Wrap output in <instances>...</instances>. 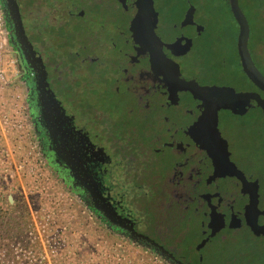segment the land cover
Here are the masks:
<instances>
[{"label":"rangeland","instance_id":"1","mask_svg":"<svg viewBox=\"0 0 264 264\" xmlns=\"http://www.w3.org/2000/svg\"><path fill=\"white\" fill-rule=\"evenodd\" d=\"M112 1L77 0L74 14L61 11V20L73 39L96 40L100 44L109 39L117 42L116 34L123 31L92 13L94 8L108 9ZM142 1L146 0H132L131 5L141 6ZM139 22L143 29V20ZM133 46L132 55L123 65H128L142 50L136 47L138 44ZM99 53L100 58H116L113 51ZM232 62L237 64L235 55ZM180 66L184 71V65ZM237 75L238 82H228L226 87L223 82L226 95L219 107L242 115L247 108H254L255 114L247 117L248 128L239 127V120L245 117L224 116L211 121V117L204 116L210 119L209 124L200 125L194 110L184 116L179 129L169 131L164 124L167 113L159 110L145 122L148 125L144 130L148 138L155 139L160 156L169 152L166 134L183 136L189 163L195 169L200 161H207L206 177L219 183L228 195L240 188L238 181L232 185V179L241 171L231 163L223 166L219 155L241 148L249 163L258 164L262 157L261 146H256L253 139L264 122V94L241 71ZM158 82L147 70L135 65L128 76L122 75L107 85L97 77L92 91L102 112L113 122L110 125L122 123L128 126L125 131L133 134L138 131L141 116L149 117L147 111L152 109V105L144 107L145 91ZM32 87L33 76L4 25L0 33V264H171L150 247L114 232L65 182L46 154L44 137L32 110ZM241 93L249 95L246 102L240 98ZM209 132L218 136V144L207 154L198 144Z\"/></svg>","mask_w":264,"mask_h":264},{"label":"flooded vegetation","instance_id":"2","mask_svg":"<svg viewBox=\"0 0 264 264\" xmlns=\"http://www.w3.org/2000/svg\"><path fill=\"white\" fill-rule=\"evenodd\" d=\"M76 3L77 0L68 3L66 0H0V10L5 28L9 30L12 42L33 76L32 110L44 137L46 154L51 164L70 188L114 232L122 233L157 252L139 237L145 236L144 233L150 228L146 216L150 215L149 202L158 195L154 188H158V193L161 188L159 170L162 163H167L168 159L172 158L181 164L188 163L194 172L201 174L204 183L200 205L202 214H208L217 208L224 199L238 193L239 188L228 195L219 183L207 178L204 173L207 161H200L194 169L189 163L190 156L184 149V137L179 133L165 135L169 152L160 156L159 150L154 146L155 139L148 138L144 132L148 125L145 122L153 119L159 110L167 113L164 124L169 131L179 129L184 116L188 117L194 110L197 111L198 124H209V119L206 123L201 122L205 117L193 99L176 93L179 104L167 106V96L162 92L168 83L186 84L195 79L193 68H184L183 71L179 61L156 49L143 46H136L142 49L140 53L134 59L131 58L127 62L128 65H123L124 60L133 53V44L137 45L128 40L123 32L116 34L117 42L110 39L103 44L89 39L77 42L61 20V11L74 14ZM114 4L116 2L112 1L108 9L94 8L92 13L97 19L107 20L114 29L121 30L116 26L114 19L108 17L111 13L109 9H112ZM154 24L162 29L157 30ZM153 28L157 33L164 30V26L159 23H153ZM151 50L177 63L181 79L166 81L143 65L142 56ZM99 51H113L117 60L110 57L100 58ZM92 64L94 66H89ZM135 65H139L141 70H147L161 85L154 83L145 91L144 107L152 105V109L147 111L149 117L141 116V123L137 124L138 131L130 134L124 129L128 128L127 125H110L113 122L102 112L92 90L97 77L107 85L112 80H119L122 75L128 76L129 70ZM248 126L249 123L240 125V129L244 130ZM116 129L118 131H115ZM259 135L260 133L253 139L256 145L259 144ZM217 144L218 136L209 132L202 137L198 147L208 154L214 151ZM240 155L242 156L241 148H237L232 153H221L219 160L225 157L229 163L239 167L243 176L253 178L255 175L252 169L247 172L248 170H242L238 165ZM229 163H226V166H230ZM232 181V185L238 181L239 186L243 182L242 178L237 176ZM193 186L197 192V179ZM212 195L216 197L215 201L210 198ZM194 199L193 211L196 213L199 211L197 193ZM213 201L214 205L211 204Z\"/></svg>","mask_w":264,"mask_h":264},{"label":"trees","instance_id":"3","mask_svg":"<svg viewBox=\"0 0 264 264\" xmlns=\"http://www.w3.org/2000/svg\"><path fill=\"white\" fill-rule=\"evenodd\" d=\"M113 2L116 4L108 17L114 19L128 40L156 49L179 61L185 69L193 68L195 79L186 84L168 83L162 89L167 106L179 104L175 94L182 93L197 102L211 121L226 116L245 117L239 120V127L249 123L247 117L255 114L254 108H247L242 115L219 107L225 101L223 89L228 82L236 83L237 72L241 71L256 88L240 64L236 47L239 28L228 0H146L141 6H132V0ZM238 7L249 27V55L264 76V0H238ZM153 23L163 25L164 30L157 33ZM234 55L237 64L232 62ZM248 97L241 93L243 101ZM258 128L256 146H261L262 154L258 164L249 163L245 156L238 157L240 168L247 172L252 169L255 176L246 178L238 173L237 178L243 180L238 193L224 199L208 214L200 212L204 191L201 174L188 163L172 158L162 163L161 188L159 193L154 188L158 195L149 202L150 215L146 216L150 228L139 238L173 264H264V122ZM220 160L223 166L229 163L225 157ZM196 179L197 192L193 186ZM195 193L199 205L196 213Z\"/></svg>","mask_w":264,"mask_h":264},{"label":"water","instance_id":"4","mask_svg":"<svg viewBox=\"0 0 264 264\" xmlns=\"http://www.w3.org/2000/svg\"><path fill=\"white\" fill-rule=\"evenodd\" d=\"M228 1L231 13L239 28L236 47L242 70L248 80L264 94V76L255 67L247 49L249 34L248 23L238 7V0ZM154 26L157 30L162 29V27L158 26L157 24H154ZM141 62L143 65L152 69L158 76L164 78L166 81H178L181 79L179 65L170 59H167L165 56L158 54L154 50H151L147 54L143 55ZM207 121L208 119L204 118L201 122L206 123ZM210 198H214V201L216 199V197L213 195ZM214 201L211 203L212 205H214ZM209 206L210 203L208 201V207Z\"/></svg>","mask_w":264,"mask_h":264},{"label":"built area","instance_id":"5","mask_svg":"<svg viewBox=\"0 0 264 264\" xmlns=\"http://www.w3.org/2000/svg\"><path fill=\"white\" fill-rule=\"evenodd\" d=\"M4 20H3V15H2V12L0 10V31L3 32V29H4ZM0 32V33H1Z\"/></svg>","mask_w":264,"mask_h":264}]
</instances>
